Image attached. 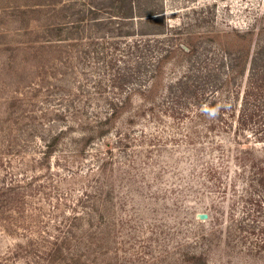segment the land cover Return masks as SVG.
Listing matches in <instances>:
<instances>
[{"label":"rangeland","instance_id":"1","mask_svg":"<svg viewBox=\"0 0 264 264\" xmlns=\"http://www.w3.org/2000/svg\"><path fill=\"white\" fill-rule=\"evenodd\" d=\"M109 1L0 0V141L7 145L10 140L21 139L24 146L18 151L9 147L0 151L19 167L24 161L41 158L44 139L70 126L71 133L51 156L49 170L38 167L30 171L42 175L48 170L56 181L67 178L60 193L51 191L48 200L46 195L38 194L29 211L35 217L41 215L48 230L65 222L71 224L75 252L64 255L65 264H73V257L79 256L81 264H168L184 250H192L190 242L211 226L219 212L226 219L233 192L229 190L223 196L204 184L194 168L192 146L175 141V130L169 124L156 123L144 115L127 127L141 91L150 88L148 85L143 89L136 76L140 70L145 72L152 54L143 51L140 43L139 50L133 49L122 58V52H129L124 44L151 38V33L164 27L146 22L143 16L127 24L109 19V13L115 12L108 7ZM152 9L164 10L170 25H185L192 31H229L251 26L255 17L264 13V0H134L135 13L145 15ZM61 24L66 38L63 44L42 45L47 30L57 31ZM126 32L134 36H123ZM112 40L122 43L112 46ZM114 48L118 49L116 53ZM172 67V61L164 64L165 79L158 94L178 76ZM117 70L120 74L113 77ZM125 81L124 94L133 92L131 112L113 123L105 137L94 139L73 166L69 164L70 170L63 169L61 158L74 160L72 139L83 130L78 120H70L69 116L61 120L57 115L76 107L86 111L88 120H94V114L104 113L105 107L93 98H98L99 92L114 96L117 92L112 84ZM118 130L131 133L128 147L117 142ZM144 132L162 135L163 140L141 137ZM107 150H112V156L106 154ZM101 164L105 173L99 176ZM97 168L98 175L91 178ZM57 199H61L59 208L55 207ZM42 234L48 237L55 233ZM28 236L30 233L11 237L0 227V264H64L63 259L48 262L45 253L36 251L41 239L37 233L30 236L37 242L34 249L26 246ZM18 243L24 248L16 255ZM221 248L211 249L209 264H264L243 255H233V260L225 263L220 257Z\"/></svg>","mask_w":264,"mask_h":264},{"label":"trees","instance_id":"2","mask_svg":"<svg viewBox=\"0 0 264 264\" xmlns=\"http://www.w3.org/2000/svg\"><path fill=\"white\" fill-rule=\"evenodd\" d=\"M109 3L108 7L115 11L109 13V19L127 24L134 21L135 17L143 16L148 23L163 24L164 30L151 33V38L126 42L124 46L128 47L129 52L121 54L122 58H126L133 49L139 50L137 47L140 43L143 51L151 52L150 65L145 72L138 71L136 76L143 89L148 85L150 88L141 91L140 102L133 112L130 111L133 92L124 94L126 81L118 85L112 84L117 92L114 96H102L99 92L98 98H93L99 103L103 102L105 107L104 113L94 114V120H88L85 117L86 111L76 107L71 111L64 109V112H60L57 119L65 120L69 116L70 120L79 121L78 126L83 130L78 137L72 139L70 148L74 160L70 161L69 157L61 158L64 162L61 163L63 169L68 168L69 164L73 166L75 159L82 156L94 139L105 137L110 133L113 123L128 112H131V116L127 127L134 123L136 117L144 115L150 116L156 123L165 122V125L169 124L175 130L172 133L175 141L182 140L192 146L194 168L203 177L204 184L223 196L229 190L233 192L229 198L231 203L228 205L230 210L227 211L226 219L225 214L221 216L219 212L218 216L213 217L211 226L190 242L192 250H184L172 261L169 260L168 264H209V252L220 245V257L225 263L232 261L233 255H243L263 262L264 13L255 17L254 23L246 29L192 31L185 25H170L164 10L152 9L145 15H140L134 11V0H110ZM80 23L82 22L78 21L79 25ZM59 27L57 31L53 28H50L52 32L47 30L42 45L50 47L53 44H63V40H66L62 36L64 26L61 24ZM66 34L69 35L67 32ZM122 35L130 37L134 33L126 32ZM120 43L122 42L112 40L110 44L119 46ZM114 49L116 53L118 49ZM126 61L131 62L129 59ZM170 61L178 76L158 94L165 79L164 64ZM116 74H120V71L117 70L113 77ZM113 80L115 81L114 78ZM71 129L70 126L61 128L51 134V138L44 139L45 150L42 157L24 161L19 167H15L12 160L5 159L0 151V227L5 228L11 237L37 233L41 236L40 244L28 236L26 246H31L33 250L36 242V251L39 254L45 253L48 262L63 259L64 264V255L72 256L75 252L71 243L74 236L71 224L65 222L48 230V224L41 219V215L35 217L29 211L38 194L48 198L51 191L57 190L60 193L62 184L68 182L66 177L56 181L48 170L51 156L63 143L66 135L71 133ZM129 133L120 130L116 132L117 142L123 144V147L130 145ZM141 137L157 142L163 140L162 135L154 133L144 132ZM20 140H10L7 145L0 141V148L9 147L18 151L24 147ZM106 145L109 146V143ZM106 154L112 156V150H107ZM101 166L99 176L105 173V166ZM38 167L47 168V173L30 174V171ZM98 170L99 168L92 172L91 178L98 175ZM88 182L91 185L89 179ZM59 200L61 199H57L55 206L57 208L61 207ZM217 203L219 202L216 201V205ZM219 216L223 219L222 222ZM42 232L55 234L45 237ZM89 239L93 240V237L89 235ZM91 243L95 244L93 241ZM23 248L24 245L18 243L16 255ZM78 260H81L80 256L73 257V264H81Z\"/></svg>","mask_w":264,"mask_h":264},{"label":"water","instance_id":"3","mask_svg":"<svg viewBox=\"0 0 264 264\" xmlns=\"http://www.w3.org/2000/svg\"><path fill=\"white\" fill-rule=\"evenodd\" d=\"M203 217H204V218H206L207 216H206V215H204Z\"/></svg>","mask_w":264,"mask_h":264}]
</instances>
